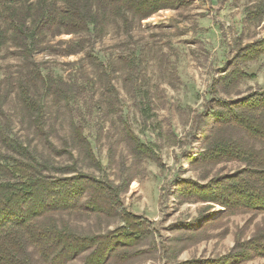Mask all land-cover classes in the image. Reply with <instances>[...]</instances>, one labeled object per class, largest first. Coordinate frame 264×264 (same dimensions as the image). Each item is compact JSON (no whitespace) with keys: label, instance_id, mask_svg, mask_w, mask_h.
Returning a JSON list of instances; mask_svg holds the SVG:
<instances>
[{"label":"trees","instance_id":"1","mask_svg":"<svg viewBox=\"0 0 264 264\" xmlns=\"http://www.w3.org/2000/svg\"><path fill=\"white\" fill-rule=\"evenodd\" d=\"M190 3L191 0H0V57L9 55L16 62L15 72L7 71L0 80V93L5 92L0 94V117L3 106L15 102L26 128L48 152L70 160L65 166L52 165L37 155L30 141L5 133L10 126L1 121L3 118L0 120V264H126L141 254L139 247L153 237L154 223L126 209L121 196L131 180L116 185L106 178L79 172L75 151L96 171L101 172L103 167L95 158L83 126L71 118L67 140H62L59 147L50 140L47 112L52 106L59 107L66 94L54 76L43 72L36 57L52 53L77 56L84 51L81 37L101 39L110 28L119 26L129 39L132 23L143 22L161 11L186 9ZM259 12L250 11L247 19L261 22L264 14ZM61 36L70 39L55 41ZM235 42L231 61L211 83L210 100L201 115L193 119L203 146L189 161L203 170L232 162L241 167L205 183L191 178L175 182L174 195L181 204L205 205L193 224L185 228H202L205 220L214 217L204 212L214 205L229 215L264 213V89L228 98L241 81L255 78L241 65L264 57V37L247 44L241 39ZM118 60L128 72L132 70L133 64L126 63L127 58ZM101 68L97 77L100 83L106 77L102 64ZM108 84L109 88H104L109 96L99 97L97 104L98 111L107 113L112 111L110 103L115 95V88ZM144 102L141 112L148 115L150 98ZM123 131L135 156L148 158L163 169L159 156L141 143L129 126L124 124ZM255 144L262 148L257 149ZM72 213L104 215L119 221L120 226L105 233L78 232L56 218ZM256 258H264V227L249 239L237 241L222 257L180 264L244 263ZM79 259L81 262H77Z\"/></svg>","mask_w":264,"mask_h":264},{"label":"rangeland","instance_id":"2","mask_svg":"<svg viewBox=\"0 0 264 264\" xmlns=\"http://www.w3.org/2000/svg\"><path fill=\"white\" fill-rule=\"evenodd\" d=\"M255 10L264 14V0H191L186 9L161 11L143 22L132 23L129 39L119 26L110 28L101 39L81 37L84 51L77 56L52 53L36 57L43 72L54 76L66 94L59 107L52 106L47 112L50 140L59 147L70 135L71 119L82 125L103 170L91 168L75 151L79 172L106 178L116 185L131 180L121 196L126 209L154 223L153 237L140 245L141 254L126 264L217 259L228 254L237 241L249 239L264 227V213L229 215L214 205L204 212L214 217L205 220L202 228H185L193 224L205 205L181 204L174 195L179 179L205 183L212 177L233 174L241 167L232 162L203 170L195 168L189 159L203 146L193 119L201 115L210 100L211 83L231 61L235 41L241 39L247 44L264 37V15L261 22L247 19L248 13ZM68 39L69 36H61L55 41ZM3 57L6 58L0 57V80L7 71L16 70L14 59ZM119 57L133 64L131 71ZM101 64L106 71L102 83L97 78ZM241 67L255 78L241 81L228 98L264 89V57ZM109 82L115 95L110 103L112 111L107 113L98 111L97 104L99 97L109 96L104 88H109ZM146 97L151 101L148 115L141 112ZM3 110L0 120L3 118L1 121L10 126L5 133L30 141L37 155L52 165L70 163L67 157L52 156L26 128V120L15 102H8ZM124 124L159 156L163 169L152 160L133 154ZM255 147L262 148L258 144ZM56 218L83 233H105L120 226L119 221L97 214H61ZM231 264H264V258Z\"/></svg>","mask_w":264,"mask_h":264}]
</instances>
